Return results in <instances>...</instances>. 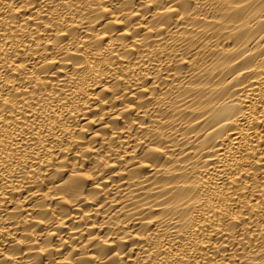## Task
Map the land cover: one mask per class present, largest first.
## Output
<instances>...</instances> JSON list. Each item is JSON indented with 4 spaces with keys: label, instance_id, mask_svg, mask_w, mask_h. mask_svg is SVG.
<instances>
[{
    "label": "bare ground",
    "instance_id": "obj_1",
    "mask_svg": "<svg viewBox=\"0 0 264 264\" xmlns=\"http://www.w3.org/2000/svg\"><path fill=\"white\" fill-rule=\"evenodd\" d=\"M0 264H264V0H0Z\"/></svg>",
    "mask_w": 264,
    "mask_h": 264
}]
</instances>
